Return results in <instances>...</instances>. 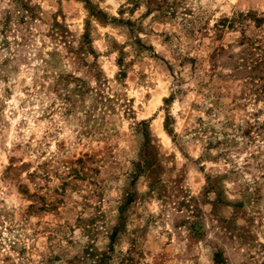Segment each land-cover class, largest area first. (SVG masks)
<instances>
[{"label": "clouds", "instance_id": "1", "mask_svg": "<svg viewBox=\"0 0 264 264\" xmlns=\"http://www.w3.org/2000/svg\"><path fill=\"white\" fill-rule=\"evenodd\" d=\"M0 264H264V0H0Z\"/></svg>", "mask_w": 264, "mask_h": 264}]
</instances>
